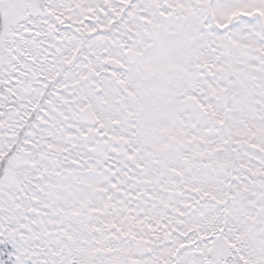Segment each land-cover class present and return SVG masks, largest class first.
<instances>
[{"label": "snow or ice", "instance_id": "1", "mask_svg": "<svg viewBox=\"0 0 264 264\" xmlns=\"http://www.w3.org/2000/svg\"><path fill=\"white\" fill-rule=\"evenodd\" d=\"M0 264H264V0H0Z\"/></svg>", "mask_w": 264, "mask_h": 264}]
</instances>
